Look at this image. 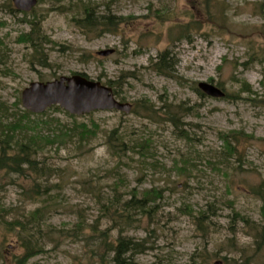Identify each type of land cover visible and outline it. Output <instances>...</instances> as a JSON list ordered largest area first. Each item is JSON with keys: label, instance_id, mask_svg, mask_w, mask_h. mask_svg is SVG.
<instances>
[{"label": "rangeland", "instance_id": "rangeland-1", "mask_svg": "<svg viewBox=\"0 0 264 264\" xmlns=\"http://www.w3.org/2000/svg\"><path fill=\"white\" fill-rule=\"evenodd\" d=\"M262 1L39 0L23 14L0 0V102L10 113L31 83L74 75L114 93L109 82H118L117 100L133 106L129 114L76 116L77 124L97 125L96 135L39 150V174L0 171V264H18L25 252L18 232L4 225L14 221L27 223L43 248L23 264H100V256L110 264L119 240L145 248L130 252L126 264H264ZM89 14L114 17L118 26L88 28L80 22ZM189 24V38H179ZM32 31L46 66L23 39ZM109 49L115 53L98 56ZM166 51L175 57L169 75L155 66ZM199 83L226 97H206ZM145 105L192 110L179 113L176 129L168 116L147 118ZM48 115L68 127L75 122L64 110ZM235 133L239 155L224 164L221 135ZM147 138L151 146L133 150ZM154 189L163 199L151 209L126 207L134 194L142 199ZM37 209L39 231L26 220Z\"/></svg>", "mask_w": 264, "mask_h": 264}, {"label": "trees", "instance_id": "trees-1", "mask_svg": "<svg viewBox=\"0 0 264 264\" xmlns=\"http://www.w3.org/2000/svg\"><path fill=\"white\" fill-rule=\"evenodd\" d=\"M110 18L111 19L95 17L91 18L89 14V16L80 23L85 24L84 26L88 28L99 25V27L108 29V32H112L115 27L118 26V22L114 17ZM221 18L222 20L226 19L224 16ZM262 19L264 21V13ZM98 20L101 21L100 24L97 23ZM34 24L35 23L32 25ZM191 26L192 25L189 24L187 26L181 27L180 29L182 31L179 38H186L187 34V38H189V29ZM262 27L264 30L263 25ZM35 35L36 32L32 31L30 34L24 35L23 39L25 42L31 45V49L33 51L32 57L36 58L42 66H46V62L41 60V46L37 44V41L34 37ZM174 60L175 57L172 56V53L170 51H166L164 54L160 55L159 60L155 65L156 71L159 74H166L170 72V70L175 66ZM166 75H169V73ZM109 85L115 87L114 94L117 96L119 92L118 89H116L119 88L118 82H109ZM243 91L254 94L250 87L243 89ZM170 107H166L164 109L160 108L159 111H157L158 109L145 105V107L143 106V111L145 112L146 117L149 119H154L155 117H158V114H161L165 117V120H167L166 117L168 116V122L173 124L176 129H179L178 126L182 125L181 118H183V116L180 114H183L184 112V114H187L192 109L184 108L182 110L180 107H177V112H174V110L171 111ZM15 108H17L16 112L10 113V109L4 103L0 102V171H6L9 174L18 175L20 177L26 176L29 173L39 174L44 170L42 167H40V163L38 162L39 150H42L45 148V146L54 145L55 143L64 144L71 142L74 139L83 142L96 135L97 125H94L93 128H91L87 124H77L76 117L70 115L67 112L66 113L71 118L75 119L72 127L65 126L60 120L48 115V111L51 110L62 111V109L59 107H53L41 115H35L24 110L18 101L15 105ZM177 113H180L179 117H177ZM237 135H239V133H235V135H221V139L225 142V146L222 155L219 157V160L224 164H229L231 161L230 158L239 155L237 148L239 139ZM179 137L185 140H189L190 138V136L188 134L185 135L183 131L180 132ZM61 139H65L66 141H59ZM151 141L152 140L150 138L141 139L135 144L133 150L146 149L147 147L151 146ZM122 145L125 146L124 143H122ZM185 157L186 154H182V158L184 159ZM184 176L186 177L184 186H187V176L186 174ZM39 193V190H35L36 195H39ZM137 196V194H134L133 198L126 203V207L135 210H145L148 208L151 209L149 204L156 202L158 199H163V193L157 189L148 191L142 199H138ZM23 218L26 219L28 217ZM40 219H42L41 211L40 209H37L29 216V219L26 220L34 227V229L39 231L41 227L39 223ZM123 219H126V215H123ZM4 225L9 231L12 230L14 233L18 232L19 236L22 238H20V240L22 241V247L25 249V252L22 257L16 259V263H27L30 259L42 252V246H40L38 243H33L35 237L33 234H29L27 223H24L23 221H14ZM37 248L38 250H36ZM140 249L145 251L143 245L134 244L132 247H130V243L126 241H117V244L112 248V251H109L108 253V255L112 254L113 256L111 258L110 264H126L128 254L132 251L142 252L139 251ZM104 261L105 257L100 256V264H104Z\"/></svg>", "mask_w": 264, "mask_h": 264}, {"label": "water", "instance_id": "water-1", "mask_svg": "<svg viewBox=\"0 0 264 264\" xmlns=\"http://www.w3.org/2000/svg\"><path fill=\"white\" fill-rule=\"evenodd\" d=\"M19 12H31L38 0H12ZM114 49L101 51L98 56L108 57ZM199 90L210 98L223 99L225 93L210 83H199ZM21 103L25 110L40 115L48 109L58 106L73 116H83L96 111H118L131 113L133 106L116 99L112 88L99 81L90 80L81 75L61 77L52 82H34L23 90ZM213 264H224L221 260Z\"/></svg>", "mask_w": 264, "mask_h": 264}, {"label": "bare ground", "instance_id": "bare-ground-1", "mask_svg": "<svg viewBox=\"0 0 264 264\" xmlns=\"http://www.w3.org/2000/svg\"><path fill=\"white\" fill-rule=\"evenodd\" d=\"M260 5L262 6V10H263V13H264V2H260ZM264 26V23L262 24ZM260 36L264 39V34L262 32H259Z\"/></svg>", "mask_w": 264, "mask_h": 264}]
</instances>
